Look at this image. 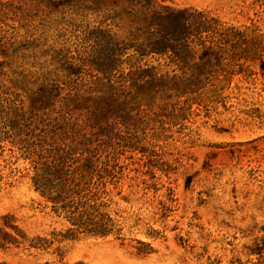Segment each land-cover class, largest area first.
I'll return each instance as SVG.
<instances>
[{
	"label": "rangeland",
	"instance_id": "374dc122",
	"mask_svg": "<svg viewBox=\"0 0 264 264\" xmlns=\"http://www.w3.org/2000/svg\"><path fill=\"white\" fill-rule=\"evenodd\" d=\"M163 4L208 29L156 53L117 8L0 0V264H264V0ZM71 141L122 165L119 236L56 240L31 177Z\"/></svg>",
	"mask_w": 264,
	"mask_h": 264
},
{
	"label": "trees",
	"instance_id": "16d2710c",
	"mask_svg": "<svg viewBox=\"0 0 264 264\" xmlns=\"http://www.w3.org/2000/svg\"><path fill=\"white\" fill-rule=\"evenodd\" d=\"M48 3L55 0H41ZM77 8L106 10L117 8L128 16L139 18L148 32L151 51L165 53L187 41L194 28L207 30V16L195 15L188 9H176L163 4L165 0H65ZM196 19V20H195ZM87 141H71L56 145L53 154L36 160L31 177L34 189L51 203L53 213L67 223L57 241L75 240L80 236H119L122 227L106 212L110 186L116 188L121 179V167L116 157L110 158ZM110 188V189H109ZM136 254L153 251L139 241ZM36 247L37 245L32 244ZM38 264H52L43 262Z\"/></svg>",
	"mask_w": 264,
	"mask_h": 264
}]
</instances>
